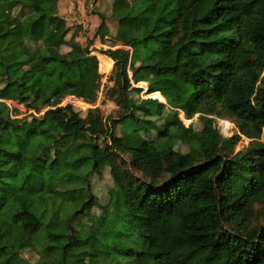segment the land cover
<instances>
[{
  "label": "trees",
  "instance_id": "obj_1",
  "mask_svg": "<svg viewBox=\"0 0 264 264\" xmlns=\"http://www.w3.org/2000/svg\"><path fill=\"white\" fill-rule=\"evenodd\" d=\"M59 2L0 0V264H32L28 249L44 264H264V0H122L114 21L132 54L102 51L115 61L120 136L98 107L59 106L95 103L102 79V56L63 52L48 32ZM144 82L152 97L136 102ZM7 101L51 106L61 132L45 141ZM165 101L192 121L163 120ZM101 155L115 161L104 203L91 183ZM49 194L67 232L26 218Z\"/></svg>",
  "mask_w": 264,
  "mask_h": 264
},
{
  "label": "rangeland",
  "instance_id": "obj_2",
  "mask_svg": "<svg viewBox=\"0 0 264 264\" xmlns=\"http://www.w3.org/2000/svg\"><path fill=\"white\" fill-rule=\"evenodd\" d=\"M122 1V0H121ZM120 1V2H121ZM93 0H86V4L90 6L92 4ZM120 2H115L114 5L116 7H120ZM70 3V1H69ZM115 7V8H116ZM101 9L104 11L108 10V1L107 0H101ZM119 13L122 12V8H118ZM77 19H79V14L76 15ZM77 19H71V23L73 25L70 26L72 29H81L83 28L82 24H76ZM13 27L15 28V32L20 31V24H14ZM69 28V29H70ZM114 37V36H112ZM58 39V37H57ZM114 38H108L105 40H98L94 41L93 38H91V34L88 36L83 37V39H79V50L75 48V53L76 54H82L84 53L85 46H87L91 52V54H94L98 56V58L102 55L106 56V54H103L102 51L110 49L113 50L117 55L119 56H125L127 54H132V48L128 46L125 42L126 39H119V40H114ZM59 40V39H58ZM82 44V46H81ZM84 46V47H83ZM109 46H114L112 49ZM70 48L68 46H62L61 50L63 52H67ZM100 61V58H99ZM100 72L102 73V79H101V85L98 93V98L95 103H88L85 102L84 100L78 98L76 100L70 99V97H66L61 104L62 105H71L76 111L80 112L82 116H86L88 113V110L90 108H96L98 107L100 109V113L104 116L107 117L108 115L113 116L112 120L108 121V124L112 123V128L115 129V132L118 136L122 134V127L127 123L126 121L119 122L120 120H114V118H118L120 114L123 112V109L121 108L120 105H118L113 98L109 96V90H111L115 86V77H116V70L115 68L110 74L104 73L101 69L100 65ZM129 75L130 77L132 76V71L131 68L129 69ZM134 87H143V91L138 93L135 90L130 91V97L134 101H139L142 98H148L152 97L151 94H148V83H143L142 85L135 84L133 83ZM154 98V97H153ZM83 101L85 103L84 105L81 104L78 100ZM160 100V99H159ZM9 102V107L13 112V116L19 117V118H27V121L36 124L41 130H46L45 134L42 136L43 139L47 142H52L56 135L61 132V128L57 126L56 122L52 119V114H51V106H47L41 110V112L37 113L34 110L28 111L26 106L22 103H19L17 101H8ZM167 103V101H165ZM166 108L163 110V115L161 116L163 120L166 119H173L174 120H182L186 126L192 121L187 119L184 116V111L181 110L180 108H176L175 106H171L168 103L166 104ZM178 113V114H176ZM17 114V115H16ZM33 114V115H31ZM155 119V118H152ZM196 117L193 118L195 120ZM117 121V122H115ZM162 120H160V123ZM221 124L223 125V130L225 133L230 136L234 134L235 132L238 131L237 128L233 127V124L229 120L221 119ZM195 128L200 130L201 129V124L199 120L194 121ZM228 125V126H227ZM155 133H153V136ZM148 138H151L152 135H148ZM199 142H201L202 145L208 146V142L205 138L203 137H198L197 139ZM248 139L243 138V140L240 142V144L237 147V150L241 149L246 143ZM102 144L104 142L102 141ZM177 149H180L182 152L187 153L190 151V147L186 144L183 143H178L176 145ZM90 151L87 150L85 153H89ZM114 159L112 157H109L107 155H101L97 158V163L98 166L101 167L102 169V175H99L97 173H94L92 178H91V183H92V191L94 194L97 195L98 200L100 203H104L109 196V190L112 186V175H111V167L114 164ZM53 200H54V195H46V196H38L35 198V200L29 205V208L26 213V218L27 219H40L48 224V228L50 231L57 232V233H64L68 231L67 225L65 222H62L61 224L57 223L56 221V216L53 212ZM10 203L16 204V196L13 194L9 198ZM93 212H100V209L98 206H95L92 210ZM91 211V212H92ZM84 223L87 222L86 218L82 220ZM23 258L31 262L32 264H44L40 260V254L38 253L37 250L35 249H28L22 253Z\"/></svg>",
  "mask_w": 264,
  "mask_h": 264
},
{
  "label": "crops",
  "instance_id": "obj_3",
  "mask_svg": "<svg viewBox=\"0 0 264 264\" xmlns=\"http://www.w3.org/2000/svg\"><path fill=\"white\" fill-rule=\"evenodd\" d=\"M107 1L108 10L104 11L100 8L101 0H93L90 6L86 4L85 10L77 9L75 0H60L59 4L53 8L54 21L48 29V32L56 39L58 37L59 41H62L63 46H68L70 48L68 51L74 52L75 48L79 50V39H83V37L88 36V34H91V38H93L94 41H102L114 37V40H119L120 38L124 40L127 35V29L119 27L114 21V19L121 14L119 13L118 8H122V1ZM114 1H121L120 7H116V5H114ZM78 14L79 19L76 17ZM73 18L77 19V22H75L76 24L83 25V28L81 27L79 31H77V29L75 30L70 28V26L73 25V23H71V19ZM103 21H105L106 25L100 30V25ZM110 47L112 49L114 46H109V48ZM107 60L110 61L111 64L109 69H107L104 73L110 74L115 68V61L107 55H102V62Z\"/></svg>",
  "mask_w": 264,
  "mask_h": 264
},
{
  "label": "built area",
  "instance_id": "obj_4",
  "mask_svg": "<svg viewBox=\"0 0 264 264\" xmlns=\"http://www.w3.org/2000/svg\"><path fill=\"white\" fill-rule=\"evenodd\" d=\"M75 3H76V7L77 9H82V10H85L86 8V0H75ZM67 97H70V99H78V97L74 96V95H69ZM81 99V98H80ZM83 100V99H82ZM8 105H9V102L7 101ZM62 104L60 103L59 106H61ZM184 116H185V113H184ZM191 120V119H189ZM228 126V125H227Z\"/></svg>",
  "mask_w": 264,
  "mask_h": 264
},
{
  "label": "bare ground",
  "instance_id": "obj_5",
  "mask_svg": "<svg viewBox=\"0 0 264 264\" xmlns=\"http://www.w3.org/2000/svg\"><path fill=\"white\" fill-rule=\"evenodd\" d=\"M110 64H111V62L108 61V60H107V61H104V62H101V63H100V65H101V69H102L103 71H106L107 69H109ZM78 101L81 102L82 105L85 104V103H83V101H81L80 99H79Z\"/></svg>",
  "mask_w": 264,
  "mask_h": 264
}]
</instances>
